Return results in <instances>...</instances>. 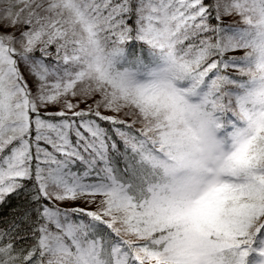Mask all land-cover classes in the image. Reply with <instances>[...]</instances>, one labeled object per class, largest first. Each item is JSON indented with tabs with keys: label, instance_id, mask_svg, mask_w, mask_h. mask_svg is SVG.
Instances as JSON below:
<instances>
[{
	"label": "snow or ice",
	"instance_id": "obj_1",
	"mask_svg": "<svg viewBox=\"0 0 264 264\" xmlns=\"http://www.w3.org/2000/svg\"><path fill=\"white\" fill-rule=\"evenodd\" d=\"M0 264H264V0H0Z\"/></svg>",
	"mask_w": 264,
	"mask_h": 264
}]
</instances>
